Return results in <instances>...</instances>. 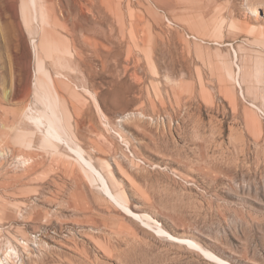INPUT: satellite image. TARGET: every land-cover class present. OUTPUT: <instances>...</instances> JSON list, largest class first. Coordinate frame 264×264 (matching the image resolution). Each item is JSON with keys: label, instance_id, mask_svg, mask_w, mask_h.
Listing matches in <instances>:
<instances>
[{"label": "rangeland", "instance_id": "rangeland-1", "mask_svg": "<svg viewBox=\"0 0 264 264\" xmlns=\"http://www.w3.org/2000/svg\"><path fill=\"white\" fill-rule=\"evenodd\" d=\"M0 264H264V0H0Z\"/></svg>", "mask_w": 264, "mask_h": 264}, {"label": "bare ground", "instance_id": "bare-ground-1", "mask_svg": "<svg viewBox=\"0 0 264 264\" xmlns=\"http://www.w3.org/2000/svg\"><path fill=\"white\" fill-rule=\"evenodd\" d=\"M50 105V104H49ZM53 114H54V112H53ZM51 118V117H50ZM53 118V117H52ZM50 120H52V119H50ZM38 121H39V119H38ZM40 123V122H39ZM43 124H44V121L42 122ZM48 127V128H47ZM47 131H51L50 133H52V132H55V131H57L56 130V128H55V125H53L52 123H50V124H47ZM45 130V131H46ZM61 132V131H60ZM59 134V133H58ZM45 135H47V134H45ZM49 135V134H48ZM61 136V135H60ZM57 138H58V136H56ZM61 140V139H60ZM63 141V140H62ZM50 143V142H49ZM78 147V146H77ZM78 149V148H77ZM79 150V149H78ZM77 150V151H78ZM79 152V151H78ZM18 157V156H17ZM84 157V156H83ZM85 158V157H84ZM83 158V159H84ZM87 160V159H86ZM85 161V160H84ZM91 168H92V170H93V172H95L96 173V176H97V178H99L100 179V181H101V185H102V187H103V189L104 190H106L107 192V194H109L110 196H111V198L113 197L114 199H112V200H115L116 202H117V197H116V195L113 193V191L111 190L112 188L110 187V185H109V183H108V180L106 179V177L104 176V174L95 166V164L93 165V163L91 164ZM119 203H120V201H118ZM121 205L123 206V211L125 212V213H127V214H129V215H131V216H133V217H135V216H138V217H140L141 218V215H140V213H136L135 211H133L130 207H128V206H124V204H122L121 203ZM166 233H168L167 231H165ZM169 235H171L170 233H168ZM183 240H186V239H183ZM193 243V242H192ZM216 256V255H215ZM218 259H220V260H222V261H224V262H227V261H225V260H223L222 258H220V257H218V256H216ZM229 263V262H228Z\"/></svg>", "mask_w": 264, "mask_h": 264}, {"label": "built area", "instance_id": "built-area-1", "mask_svg": "<svg viewBox=\"0 0 264 264\" xmlns=\"http://www.w3.org/2000/svg\"><path fill=\"white\" fill-rule=\"evenodd\" d=\"M128 155L131 157L132 160L137 162L138 164H142L147 167H154L149 162H147L145 159L139 157L131 148L128 146L126 147ZM171 174H173L176 178H179L181 180H184L182 177H180L176 172L171 171Z\"/></svg>", "mask_w": 264, "mask_h": 264}]
</instances>
